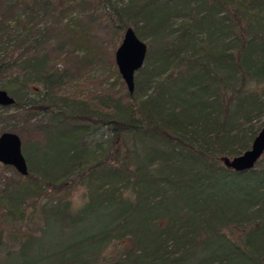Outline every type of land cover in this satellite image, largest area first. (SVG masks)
Instances as JSON below:
<instances>
[{
  "label": "trees",
  "instance_id": "obj_1",
  "mask_svg": "<svg viewBox=\"0 0 264 264\" xmlns=\"http://www.w3.org/2000/svg\"><path fill=\"white\" fill-rule=\"evenodd\" d=\"M20 2L24 31L7 32L8 11L0 8V45L28 42L38 10L54 20L46 2ZM126 6L146 29L138 38L151 48L134 74L132 94L98 99L110 114L64 106L51 94L67 74L47 73L39 81L40 63L23 62L20 86L43 89L38 108L50 123L42 126L41 145L21 144L27 184L4 195L11 208L26 203L36 233H21L0 264H261L264 153L252 170L238 173L220 158L249 148L258 132L250 115L264 111V0ZM170 18L182 22L169 27ZM14 90L6 91L14 100L9 108L33 107ZM86 124L110 133L107 145L93 144L99 155L91 160ZM77 186L86 200L74 210L68 198ZM232 228L249 229L236 242ZM110 242L114 248L105 252Z\"/></svg>",
  "mask_w": 264,
  "mask_h": 264
},
{
  "label": "rangeland",
  "instance_id": "obj_2",
  "mask_svg": "<svg viewBox=\"0 0 264 264\" xmlns=\"http://www.w3.org/2000/svg\"><path fill=\"white\" fill-rule=\"evenodd\" d=\"M20 1L0 0V8H7L8 11L7 16L3 18L8 26L7 32H14L16 29L20 33L24 31L23 27L27 21L24 17V6L20 4ZM138 1L145 2V0H42L60 16L59 23L56 26L53 25L55 12L51 15L54 18L52 20L45 16L43 10H38L37 27L32 32L29 30L28 42L21 47L12 42L8 45H0V89L5 92L15 89L17 99L25 102L29 99V102L34 104L33 107H29L30 109L26 105L21 110L9 107L1 110L0 134L14 133L19 137L21 144L33 142L41 145L43 143L40 131L42 126H49L50 123V115L44 114L42 109L38 108L44 91L36 85H30L27 89L20 86L23 62L32 58L40 63L42 72L39 81L47 73L67 74L64 83L52 91V98L64 101V106L65 104L66 106L75 105L76 111L87 109L101 117L103 114L98 111L110 114L111 107L102 110L98 99L114 100L126 94L125 86L117 74L113 55L120 44L125 28L130 27L139 38L145 35V27L142 28L140 23H136L137 21L134 20L131 11L126 6ZM141 16L145 18V12H141ZM169 22V27H175L182 21L179 18H170ZM36 30H42L44 36L38 37ZM36 40L38 45L33 42ZM141 41L148 51L151 45L144 40ZM262 103L264 105L263 98ZM58 108L55 107L53 110L58 111ZM250 117L252 118L250 126L256 132L259 131L264 122V111L250 115ZM86 125L90 126L87 133L88 138L85 140V146L88 148L86 154L89 156L87 160H89L99 155L93 144L105 145L110 140V133L103 128L97 129L95 124ZM242 126L246 128L248 124ZM47 167H54V164H48ZM26 184V180L11 167L0 165V259L5 251L16 249L17 240L15 239H19L21 233H36L37 218L30 219V213L25 211L27 210L26 203L23 206L11 208L7 198H4L5 193L11 194L16 186ZM85 197V188L77 186L68 200L72 208L76 210L82 206L86 200ZM42 203L43 200L38 202L37 208ZM23 211L25 219L21 220ZM248 229H229L230 238L232 241L239 242ZM114 244L110 242L105 252H111Z\"/></svg>",
  "mask_w": 264,
  "mask_h": 264
},
{
  "label": "water",
  "instance_id": "obj_3",
  "mask_svg": "<svg viewBox=\"0 0 264 264\" xmlns=\"http://www.w3.org/2000/svg\"><path fill=\"white\" fill-rule=\"evenodd\" d=\"M146 45L136 36L134 31L125 28L119 46L114 52V65L117 74L130 95L133 92V77L144 62ZM14 100L0 89V107H9ZM264 153V124L252 139L249 148L238 156L227 158L221 157L222 166L233 172L252 170ZM0 165L11 167L19 176L27 175V167L21 153L19 137L10 132L0 134ZM264 264V260L261 262Z\"/></svg>",
  "mask_w": 264,
  "mask_h": 264
}]
</instances>
